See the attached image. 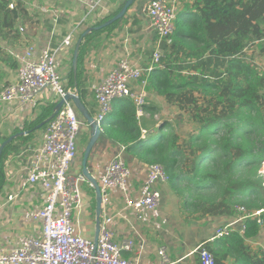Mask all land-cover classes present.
<instances>
[{
	"label": "crops",
	"instance_id": "crops-1",
	"mask_svg": "<svg viewBox=\"0 0 264 264\" xmlns=\"http://www.w3.org/2000/svg\"><path fill=\"white\" fill-rule=\"evenodd\" d=\"M7 1V7L10 10L16 7L19 16L12 27L0 26V90L18 79L21 60L16 55L23 56L31 49L32 55L29 60L38 61L42 53L49 49L55 53L68 91H76L88 111L95 117L98 113L96 87L120 60L127 59L141 68L148 81L151 74L157 70L156 65L152 71H148L153 63V52L159 42V37L148 16L150 0H136L113 28L100 32L85 42L87 53L83 60L81 83L78 87L72 86L71 78L74 66L73 54L78 39L85 30L104 22L105 17L116 15L126 0H95L97 4L94 7L80 0ZM11 4L13 7H10ZM196 12L194 0H178L177 18L182 15L191 22L190 17ZM175 32L171 43L162 40L164 51L174 43ZM70 35L71 44L62 45L64 38ZM250 48V54L257 52V46ZM263 60L264 53H261L260 61L257 58L254 62L264 70ZM149 85H147L148 104L145 106L144 115L140 118V120L147 119V127L143 129L142 134L145 142L156 140L157 122L166 118L162 113L167 107L177 109L157 96L156 92L149 90ZM135 86L136 84H133V87ZM37 101L36 108L16 101L0 104V148L5 144L2 154L6 151L2 165L4 183L0 190V252L17 248L26 236L38 237L42 233L41 220L32 214L39 211L45 203L46 190L40 183L25 184V180L35 161L37 149L44 141L46 127L34 131L31 129L33 121L40 116L44 108L53 112L52 108L53 106L55 108L59 98L54 89L46 88L39 92ZM149 105L156 109L154 115L147 111L146 107ZM167 111L171 112V109ZM115 113L114 108L107 121ZM78 116L86 122L80 112ZM104 129L105 124L101 129L102 132ZM90 138L91 128L86 122L78 135V153L71 165V174L82 173L86 177L83 173L84 156L79 158V149L84 153L86 147L82 150L81 144L84 140L89 141ZM117 156L121 157L130 169L127 188L126 191L119 188L110 189L109 200L104 202L100 177L108 164ZM87 165L91 175L101 187L100 231L104 222L110 219L109 227L115 240L118 242L132 240L135 244L132 250H123V257L126 259H137L143 264H160L158 250L164 246L167 247L172 264H201L196 249L202 243L214 242L219 226L235 222L237 228L241 227L238 217L242 214L238 207L243 205L236 206L237 212L233 216H206L196 219L188 216L182 198L170 187L169 182L156 184L162 194L160 205L153 211L145 212L143 218H138L135 211L125 202V196L133 199L140 197L151 164L143 161L139 156L131 155L123 144L108 136L103 135L97 140ZM40 167L54 169L56 163L54 160L43 161ZM86 179L81 184L82 205L80 209L74 211L73 222L76 231L82 236L96 240L98 221L96 188L87 177ZM9 196H14V199L10 200ZM243 207L247 212H255ZM239 232L243 235L245 233ZM247 243L253 251H263L264 222L259 233L247 239ZM230 262L231 259L228 260V264Z\"/></svg>",
	"mask_w": 264,
	"mask_h": 264
},
{
	"label": "trees",
	"instance_id": "trees-1",
	"mask_svg": "<svg viewBox=\"0 0 264 264\" xmlns=\"http://www.w3.org/2000/svg\"><path fill=\"white\" fill-rule=\"evenodd\" d=\"M194 1L197 12L191 22L179 15L163 67L149 78V90L185 115L180 124L168 118L158 121L156 140L145 142L147 119L137 117L132 100L121 98L114 104L116 113L104 123L103 135L148 164L161 163L188 216H233L237 205L264 209V71L254 62L264 53V0ZM7 2L0 0V26L12 27L19 10H10ZM104 22L81 34L78 63L71 73L74 87L81 83L85 42L120 20L95 28ZM250 46H257V58ZM146 109L156 113L150 105ZM53 112L44 108L31 130L46 127ZM5 153L0 159V190ZM261 217L264 221V213ZM245 223L244 235L233 230L206 244L215 264L230 259L229 264H264V251H253L247 243L261 224L256 218Z\"/></svg>",
	"mask_w": 264,
	"mask_h": 264
},
{
	"label": "built area",
	"instance_id": "built-area-1",
	"mask_svg": "<svg viewBox=\"0 0 264 264\" xmlns=\"http://www.w3.org/2000/svg\"><path fill=\"white\" fill-rule=\"evenodd\" d=\"M80 1L90 3L93 7L97 4L95 0ZM148 16L159 37L153 52V63L148 68V71H152L156 65L157 69L162 68L161 59L165 55L162 40L172 42L177 23L178 0H150ZM71 41L70 35L64 38L62 45H70ZM31 55V49L23 56L16 55L21 60L18 79L0 90V104L16 101L36 108L37 95L43 89H54L60 100L69 92L52 50H45L38 61H30ZM133 84H136V88ZM148 84V78L141 68L127 59L120 60L95 90L98 113L94 119L100 128H103L113 113L115 102L121 98L132 100L137 108V117L141 118L148 104ZM84 124L72 105L66 102L46 126L44 141L37 149L35 161L25 180V184L40 183L46 190L45 203L32 214L41 220L42 233L38 237L26 236L17 248L0 252V264H143L137 259L123 257V250H132L135 244L132 240L116 241L109 227L110 219L102 225L97 241L82 236L75 229L73 213L82 205L81 184L87 179L82 173L71 174L70 168L78 153V135ZM50 160L56 163L54 169L40 167L41 162ZM261 169L264 176V161ZM129 177L130 169L126 162L119 156L115 157L100 177L104 202L109 200L110 189L126 191ZM168 182L169 175L165 167L161 163H152L140 197L133 199L125 196V202L138 218H143L145 212L155 210L161 203L162 194L156 184ZM9 199L13 200L14 196H9ZM238 209L242 214L238 217L241 227L237 228L235 222L219 226L214 238L224 237L233 230L244 233L245 219L248 218H257L261 225L264 222L261 217L264 209L252 213L247 212L243 206ZM196 252L201 264H215V256L205 243L200 244ZM158 255L160 264H172L167 247L159 248Z\"/></svg>",
	"mask_w": 264,
	"mask_h": 264
},
{
	"label": "water",
	"instance_id": "water-1",
	"mask_svg": "<svg viewBox=\"0 0 264 264\" xmlns=\"http://www.w3.org/2000/svg\"><path fill=\"white\" fill-rule=\"evenodd\" d=\"M135 1L136 0H126L122 9L115 16H113L112 18H110L109 20H107L106 22H104L103 24H101L100 26L95 27V28L96 29L104 28V27H107L110 24L114 23L115 21L122 19L125 16V14L127 13L128 9L132 6V4ZM93 29H94V27H91V28L85 30L83 32V35H86L87 33L91 32ZM81 41H82V37H80L78 39L77 44H76V48L74 50V54H73V65H74V67H76L77 63H78L79 48H80ZM66 101L73 102L76 109L83 115V117L86 119L88 126L91 128L90 143H89L88 147H86V151H85L84 158H83V173L86 175L88 180L93 183V185L96 188L98 221H97V237H96L95 241H97V239L99 237L100 226H101L99 218H100L101 206H102V193H101V187H100L99 183L91 175L87 164H88V158H89V155L93 149V146L95 145L97 140L103 136V132L100 128L99 123L94 119V116L88 111L85 104L83 103V100L81 99L80 96H78L76 91H74V92L69 91L64 98H62L61 100L59 99L51 117H53L59 111V109L64 105V103ZM49 119H47L46 121H48ZM4 146H5V144L2 145V147L0 148V157L2 155V151H3Z\"/></svg>",
	"mask_w": 264,
	"mask_h": 264
},
{
	"label": "rangeland",
	"instance_id": "rangeland-1",
	"mask_svg": "<svg viewBox=\"0 0 264 264\" xmlns=\"http://www.w3.org/2000/svg\"><path fill=\"white\" fill-rule=\"evenodd\" d=\"M259 60V59H258ZM260 61V60H259ZM263 62H264V60H263ZM261 70L262 71H264L263 70V68H261ZM69 91H71V90H69ZM71 92H74V91H71ZM66 102H69V104L70 105H72V107L75 109V111H76V113H77V115H78V110L76 109V107L72 104V102L71 101H66ZM65 102V103H66ZM65 103H64V105H65ZM63 105V106H64ZM62 106V107H63ZM61 107V108H62ZM60 108V109H61ZM171 109V112H168L167 110L168 109ZM59 109V110H60ZM167 110L164 112V113H162V114H165V116H166V118H168V119H171V120H176V124L177 125H179L180 124V118L181 117H184L185 115L184 114H182V113H180L179 111H177V109H175V108H171V107H167ZM57 114V113H56ZM55 114V115H56ZM55 115L53 116V117H51V119H49L48 121H47V123L49 124V122L55 117ZM84 123H86V122H84ZM47 124V125H48ZM180 127V126H179ZM89 143H90V140L89 141H87V140H84L83 142H82V144H81V146L83 147V148H81L82 150H84V148L85 147H88V145H89ZM85 151H86V149H85ZM85 151H84V153L79 149V158H81V156L83 155L84 156V154H85ZM260 172H262V169H261V171ZM263 185H264V183H263Z\"/></svg>",
	"mask_w": 264,
	"mask_h": 264
}]
</instances>
